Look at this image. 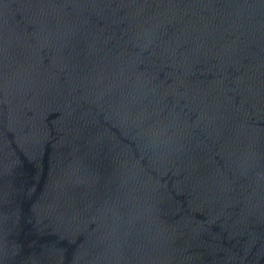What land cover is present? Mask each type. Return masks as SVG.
Here are the masks:
<instances>
[{
	"label": "water",
	"instance_id": "95a60500",
	"mask_svg": "<svg viewBox=\"0 0 264 264\" xmlns=\"http://www.w3.org/2000/svg\"><path fill=\"white\" fill-rule=\"evenodd\" d=\"M0 264H264V0H0Z\"/></svg>",
	"mask_w": 264,
	"mask_h": 264
}]
</instances>
